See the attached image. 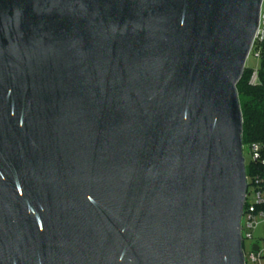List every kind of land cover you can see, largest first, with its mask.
I'll list each match as a JSON object with an SVG mask.
<instances>
[{
  "label": "water",
  "instance_id": "95a60500",
  "mask_svg": "<svg viewBox=\"0 0 264 264\" xmlns=\"http://www.w3.org/2000/svg\"><path fill=\"white\" fill-rule=\"evenodd\" d=\"M263 2L0 0V264H245Z\"/></svg>",
  "mask_w": 264,
  "mask_h": 264
},
{
  "label": "built area",
  "instance_id": "2783aa9c",
  "mask_svg": "<svg viewBox=\"0 0 264 264\" xmlns=\"http://www.w3.org/2000/svg\"><path fill=\"white\" fill-rule=\"evenodd\" d=\"M263 44H264V2L262 5V11L260 16L259 27L256 31L252 47L249 56L254 57L259 61L263 56ZM248 56V58H249ZM259 83L258 68L253 69L250 76V84L256 85ZM248 150L251 162H261L264 165V159L262 158V146L259 144H251L243 146V151ZM248 188L246 193V201L244 211L241 220V235L243 241V251L245 257V264H262L264 259V247H261L258 242H253L254 232L258 230L260 226L264 227V178L260 176L247 178ZM252 194V199H249ZM264 240V239H263ZM245 243L249 244L248 253H245ZM257 246L255 251L253 248Z\"/></svg>",
  "mask_w": 264,
  "mask_h": 264
},
{
  "label": "trees",
  "instance_id": "16d2710c",
  "mask_svg": "<svg viewBox=\"0 0 264 264\" xmlns=\"http://www.w3.org/2000/svg\"><path fill=\"white\" fill-rule=\"evenodd\" d=\"M251 73L246 67L237 86L243 116V146L261 145L264 159V52L258 68V84H250ZM246 175L249 180L256 176L264 178V165L261 162L246 164Z\"/></svg>",
  "mask_w": 264,
  "mask_h": 264
},
{
  "label": "rangeland",
  "instance_id": "374dc122",
  "mask_svg": "<svg viewBox=\"0 0 264 264\" xmlns=\"http://www.w3.org/2000/svg\"><path fill=\"white\" fill-rule=\"evenodd\" d=\"M246 67L253 70L259 68V61H257L254 57L249 56L246 62ZM243 156L245 159V164H249L251 162V157L248 150L243 151ZM252 194H250L249 199H252ZM264 227L260 226L258 230L254 232V240L253 242H258L261 247H264ZM249 244L245 243V253H248ZM262 264H264V259L262 260Z\"/></svg>",
  "mask_w": 264,
  "mask_h": 264
}]
</instances>
